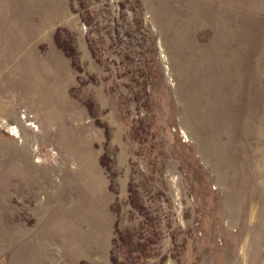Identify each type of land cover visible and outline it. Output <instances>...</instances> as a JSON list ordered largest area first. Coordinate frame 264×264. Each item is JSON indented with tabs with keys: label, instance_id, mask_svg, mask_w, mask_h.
<instances>
[{
	"label": "rangeland",
	"instance_id": "rangeland-1",
	"mask_svg": "<svg viewBox=\"0 0 264 264\" xmlns=\"http://www.w3.org/2000/svg\"><path fill=\"white\" fill-rule=\"evenodd\" d=\"M81 2L0 0V264H111L132 188L161 264H264V0Z\"/></svg>",
	"mask_w": 264,
	"mask_h": 264
},
{
	"label": "trees",
	"instance_id": "trees-1",
	"mask_svg": "<svg viewBox=\"0 0 264 264\" xmlns=\"http://www.w3.org/2000/svg\"><path fill=\"white\" fill-rule=\"evenodd\" d=\"M77 3L80 9L83 8L81 0H77ZM79 16L85 24H91V21L87 19L85 13H79ZM61 30L63 29H58L55 32L53 37L54 43L64 53V55L69 57L72 67L80 71L81 69L79 64V52L75 51L74 46H67L66 44L61 42L59 38V33ZM63 31H65L67 34H71L67 30ZM85 39L91 56L98 64H102L98 55L99 49L95 45L96 40L91 39L89 34L86 36ZM125 59L131 61L132 58H129L128 54H126ZM135 70H139V68L135 66ZM130 82L135 83L137 86L141 85L140 88H136L137 91L135 90L133 94V98L136 103L140 104L141 107H143L144 109H150V107L152 106L151 93L154 85V80L151 74H147L145 77L143 74H140L136 77L131 76ZM101 163L105 166L103 162ZM129 191L130 194L127 202L130 206V209L136 213L135 217L137 219L140 217L136 225L138 227L136 229H124V231H121V229L118 228L119 220L118 218L116 219V222L114 224V233L118 237L112 238V243L109 250V261L111 264H161L165 259V255H160L159 246L157 247L162 236L159 229L160 219L158 215V210H154L157 215H155L156 217H153L152 213L148 209L150 208V206L145 204V202L142 200V198L138 196L137 192L133 190V188ZM117 241L125 246L124 250L119 249V243H117ZM159 255L160 257L157 263H154L153 261H148L150 259L156 258Z\"/></svg>",
	"mask_w": 264,
	"mask_h": 264
}]
</instances>
